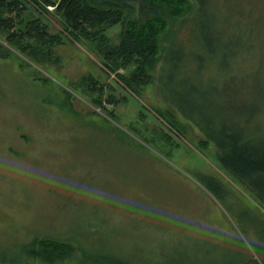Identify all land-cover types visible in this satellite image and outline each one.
Masks as SVG:
<instances>
[{
	"label": "rangeland",
	"instance_id": "374dc122",
	"mask_svg": "<svg viewBox=\"0 0 264 264\" xmlns=\"http://www.w3.org/2000/svg\"><path fill=\"white\" fill-rule=\"evenodd\" d=\"M181 1L189 12L166 17L167 28L182 41L194 35L210 86L232 78L240 96L261 97L264 0ZM22 2L50 33L64 32L54 7L42 15ZM130 7L124 19L137 20L140 4ZM121 28L106 31L111 45ZM90 46L65 39L45 57L30 56L0 33V264H174L179 254L175 264H263L255 247L264 245V205L219 165L211 145L198 146L201 135L160 100L154 79L112 116L98 109L85 78L113 85L115 77ZM161 62L150 71L155 79ZM138 103L156 117L175 113L179 147L145 129ZM147 124L157 127L149 117ZM35 235L67 241L74 252L54 263L20 253Z\"/></svg>",
	"mask_w": 264,
	"mask_h": 264
},
{
	"label": "trees",
	"instance_id": "16d2710c",
	"mask_svg": "<svg viewBox=\"0 0 264 264\" xmlns=\"http://www.w3.org/2000/svg\"><path fill=\"white\" fill-rule=\"evenodd\" d=\"M26 1L42 15L46 7H54L63 19L64 32L50 33L49 26L30 13L22 0H0V33L5 34L7 44L30 56L41 54L43 57L42 50L58 46L65 39L91 45L94 53L101 58L107 77L114 75L115 80L110 78L109 84L113 81V85H107L85 78V86L90 95L96 96L93 104L100 110H106L110 116L117 105L135 102L134 96H140L142 89L151 85L154 79L160 100L201 135L198 146L206 149L211 145L219 165L264 205V93L259 98L247 100L238 94L232 78L210 86L212 80L205 77L211 74L205 72L201 55L192 49L190 43V40L194 41V35L190 33L182 41L177 35L178 30L169 33L166 25V17L176 19L189 12L186 2L168 0L163 10L157 4L144 16L142 7H150L157 0ZM132 3L140 4L139 16L134 21L125 20L124 11L131 12ZM201 6L197 3L196 11ZM117 24L122 27V32L119 33V42L111 45L106 31ZM167 34L163 49L161 45ZM161 60L155 79L150 71ZM117 88L121 91L119 97L115 94ZM138 105V116L145 129L153 134L161 133L167 144L176 142L174 149L179 147L174 135L180 132L182 126L175 113L162 111L156 117ZM148 117L157 125L156 128L146 126ZM159 118L164 119L171 130L164 128L167 132L163 131ZM208 180L211 181V178ZM209 181L205 182L210 184ZM210 185L219 189L215 183ZM255 248L256 253L262 255L264 264V245ZM26 251L32 257L54 263L71 256L74 248L67 241L35 235L29 243L20 247V253ZM203 252L207 258L206 249ZM179 256L172 258L174 264L179 262ZM236 264L259 263L241 260Z\"/></svg>",
	"mask_w": 264,
	"mask_h": 264
}]
</instances>
